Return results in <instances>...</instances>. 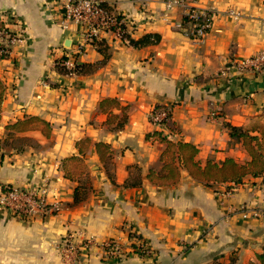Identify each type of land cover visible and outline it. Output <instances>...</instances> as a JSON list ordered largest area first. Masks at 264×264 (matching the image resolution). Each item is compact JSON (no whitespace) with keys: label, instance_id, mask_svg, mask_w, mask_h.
Listing matches in <instances>:
<instances>
[{"label":"crops","instance_id":"obj_1","mask_svg":"<svg viewBox=\"0 0 264 264\" xmlns=\"http://www.w3.org/2000/svg\"><path fill=\"white\" fill-rule=\"evenodd\" d=\"M106 1L134 25L133 37L157 32L160 41L135 47L105 34L110 57L104 65L89 74H64L55 59L75 47L81 26H63L50 0H0L6 25L24 29L11 59L0 58V182L45 185L49 201L60 205L59 212L31 221L0 210V264H65L57 246L68 232L77 240L115 237L128 248L130 231L146 242L148 255L114 260L95 247L88 264H260L264 174L246 175L237 185H208L183 169L178 183L156 185L147 174L162 167L165 145L147 134L158 129L149 117L152 107L168 105L178 128L169 138L195 144L200 162L250 160L224 122L260 134L264 74H242L229 59L264 49V0ZM186 8L214 16L202 40L179 27ZM100 59L93 45L78 56L87 63ZM106 98L129 106L122 128L107 123L122 109L104 111ZM29 116L49 121L50 136L6 128ZM83 138L91 139L84 174L70 159L80 156L77 141ZM96 142L110 145L108 161ZM78 185L84 197L74 203Z\"/></svg>","mask_w":264,"mask_h":264},{"label":"built area","instance_id":"obj_2","mask_svg":"<svg viewBox=\"0 0 264 264\" xmlns=\"http://www.w3.org/2000/svg\"><path fill=\"white\" fill-rule=\"evenodd\" d=\"M139 1L145 3V0ZM50 2L61 13L63 26H67L68 22H76L81 26L75 47L62 55L68 68L75 67L78 56L84 52L87 45L97 47L96 41L105 38V34L128 43L122 35L124 30L122 27L125 25L128 31L134 29V25L129 24L106 0H50ZM168 5L171 6L172 2ZM230 13L237 15L234 11ZM184 16L188 18V25L185 26L182 21L179 27L195 40H202L212 28L214 16L209 12L186 8ZM5 19L0 15V58L11 59L14 46L23 38L24 29L22 26L15 29L8 27ZM229 64L235 66L242 74H264V49L242 59H229ZM158 105H161V108L157 110L152 121L157 126L159 121L172 112V107ZM0 210L13 218L31 221L59 212L60 205L49 201L45 185L23 187L0 182ZM260 215L264 216V210ZM132 233L135 232H129L130 245L126 248L115 237L99 241L95 236L89 235L77 240L72 232H68L58 243V254L65 264H88L89 254L95 247L104 251L105 258L114 260L126 259L132 255H148L150 249L146 242L140 236H132Z\"/></svg>","mask_w":264,"mask_h":264},{"label":"trees","instance_id":"obj_3","mask_svg":"<svg viewBox=\"0 0 264 264\" xmlns=\"http://www.w3.org/2000/svg\"><path fill=\"white\" fill-rule=\"evenodd\" d=\"M104 6L107 7L106 4ZM183 23L188 25V18L184 16ZM123 37L128 40V43L141 47L150 44L158 43L161 35L157 32H149L141 35L140 37H133V31H128L125 25L122 27ZM97 48L102 54V59L94 63L80 62L76 60L74 68H68L64 64V56L56 58V69L60 73L89 74L96 70L98 67L104 65L110 57L109 45L106 38L96 41ZM4 87L0 82V109L3 99ZM119 107L122 109V115L110 114L107 123L112 125L114 129L122 128L127 121L128 105H121L116 98H106L100 103V107L104 111H108L112 107ZM161 105H154L149 113L151 121ZM157 130L147 134L148 139L157 140L164 143L165 148L160 155L162 167L160 169L151 168L147 174L148 179L159 186H171L180 181L182 170L185 169L189 174L204 181L206 184L219 183V184H233L237 185L243 182L246 175L254 177L264 174V129L260 128V134H252L249 130L242 127L234 126L224 122L228 127L230 135L241 140L244 147L250 155V160L246 163H238L233 158L228 157L222 163H217L208 160L205 163L197 159L199 148L188 141L170 139V134L178 131L175 123L172 122V112L168 113L161 121L158 122ZM8 130L13 131H27V130H40L46 136H50L52 131L51 123L38 116H29L24 119H19L14 123L6 126ZM91 144V139L83 138L77 141V148L80 156H73L70 159L79 160L82 165L85 160V153ZM95 147L97 153L100 155L102 161H108L112 157V149L109 144L105 142H96ZM84 166V165H83ZM85 188L77 186L74 191V203L80 202L84 197ZM132 236H139L137 233H132ZM260 264H264V246L261 252L256 254ZM248 264H256L251 261Z\"/></svg>","mask_w":264,"mask_h":264},{"label":"rangeland","instance_id":"obj_4","mask_svg":"<svg viewBox=\"0 0 264 264\" xmlns=\"http://www.w3.org/2000/svg\"><path fill=\"white\" fill-rule=\"evenodd\" d=\"M259 127L260 128H262V129H264V123L262 124V125H259ZM73 161H75V166L77 167L75 170H80L81 172H83V174L85 173L84 172V166L82 165V163L79 161V160H73ZM82 174V175H83ZM86 175V177H84L83 176V178L85 179V180H87V176H88V174H85ZM87 184H88V180L87 181H85Z\"/></svg>","mask_w":264,"mask_h":264},{"label":"water","instance_id":"obj_5","mask_svg":"<svg viewBox=\"0 0 264 264\" xmlns=\"http://www.w3.org/2000/svg\"><path fill=\"white\" fill-rule=\"evenodd\" d=\"M65 46H67V47H70V46H71V42H70V40H67V41L65 42Z\"/></svg>","mask_w":264,"mask_h":264}]
</instances>
